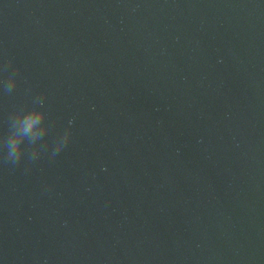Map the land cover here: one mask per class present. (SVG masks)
I'll return each mask as SVG.
<instances>
[{"label": "clouds", "instance_id": "9594fccd", "mask_svg": "<svg viewBox=\"0 0 264 264\" xmlns=\"http://www.w3.org/2000/svg\"><path fill=\"white\" fill-rule=\"evenodd\" d=\"M7 87L11 89V86ZM22 112L23 110H20L13 117L10 133L4 137L3 141L4 147L7 149L5 159L11 161L14 164L19 163V161L25 154V139H28L30 144H35V137L40 136L39 132H33L34 125L39 122V118L34 117L32 115H28L24 117L22 121L16 119L15 117L18 114H22ZM18 123L20 124L22 130L16 128V125ZM69 138L70 135H66L63 142L57 145L55 152H59L66 145ZM39 151V147L34 148L32 150L31 159H35L38 156Z\"/></svg>", "mask_w": 264, "mask_h": 264}]
</instances>
